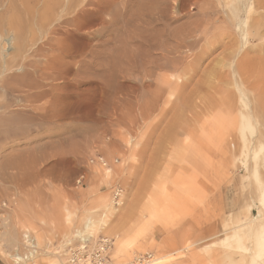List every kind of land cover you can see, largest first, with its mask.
I'll return each instance as SVG.
<instances>
[{
  "label": "rangeland",
  "instance_id": "obj_1",
  "mask_svg": "<svg viewBox=\"0 0 264 264\" xmlns=\"http://www.w3.org/2000/svg\"><path fill=\"white\" fill-rule=\"evenodd\" d=\"M57 1L0 0V17L24 4L39 15L46 3ZM130 3L139 4L133 13H139L142 3L165 25L158 27L160 34L152 32V44H161L153 53L165 58L158 61L164 66L161 71L132 65L144 51L130 35L143 26L138 27L132 13L123 16ZM228 4L189 1L181 15L175 0H112L110 15L104 16L107 25L95 28L90 48L81 58L68 59L72 64L80 61L77 79L83 94L72 98L83 114L59 117L49 105L50 114L20 116L15 113L22 94L0 90V108L1 102H16V108L0 110V264H14L11 254L16 252L25 258L20 264H53L54 257L66 264V249L82 242L91 221L112 222L121 213L135 254L118 261L110 252L116 264L174 253L186 243L192 247L163 264L246 260L243 248L212 244L253 214L264 215L258 199L264 188V29L246 43L244 14H230ZM259 13L264 15V10ZM112 16L119 20L111 24ZM2 32L0 62L14 52L13 32ZM175 46L179 64L171 69ZM15 69L0 67V85L18 73ZM176 77L179 82L173 87ZM146 83L150 90L144 89ZM94 87L99 90L87 91ZM256 169L258 177L252 174ZM115 187L124 190L121 207L112 202ZM151 198L154 210L163 209L165 215L149 216ZM130 204L135 207L127 216ZM15 213L29 223L15 224ZM13 231L18 243L12 247L3 235ZM24 231L37 239V253ZM95 235L115 241L104 230ZM96 236L88 241L95 242Z\"/></svg>",
  "mask_w": 264,
  "mask_h": 264
},
{
  "label": "bare ground",
  "instance_id": "obj_2",
  "mask_svg": "<svg viewBox=\"0 0 264 264\" xmlns=\"http://www.w3.org/2000/svg\"><path fill=\"white\" fill-rule=\"evenodd\" d=\"M189 1L191 3L194 2L195 4H199L203 0L201 1L175 0L176 8L179 10L181 15L186 12ZM227 1L229 2L228 5L229 6L231 5V8L229 10L230 14L233 13L234 15L235 14L238 15L239 13L241 15V12L244 14L245 19L243 21L244 27L242 30V35L245 36L246 39L245 38L244 39L246 43L249 41L248 39H251L250 35L252 36L255 35L258 38V35L261 34V30L264 29V15L263 13H259V11L264 10V0H227ZM141 4L142 3H140V6L142 7ZM128 5L129 6L126 7L123 16H129L130 15L129 13H132L133 16H135L134 19L139 21V23L137 24L138 27L143 26V30L142 31L139 30L141 34L137 32L134 33L135 35H132L129 32L131 35V39L136 40L140 44L141 49L139 50H141L142 52L144 51L143 54L141 53V58H139L140 53L136 54L137 56L139 55L138 56L139 59L138 58L133 59L132 65H135L138 68H145L144 70H146L149 65H152L158 71L163 70L164 66L160 64L158 61L164 60L165 59L164 56H162L164 58L163 59L162 57L160 58V55L158 53L157 55L153 53V51L157 52V50L158 51L160 50L161 44L160 42L156 43L155 45L152 44V35H153L152 32L153 31L155 32L160 26L163 27L160 18H156L155 13L153 15V13L151 12L152 9L149 8L151 11L146 10L147 6L146 8L142 7V9L141 7H139L138 9L139 13L136 14L133 13L134 12L133 8L136 6V3L135 5L131 3ZM138 5L136 6V8L138 7ZM144 5L145 4H143V6ZM23 6H26L25 9ZM23 6L21 7V9L20 8L12 9L11 14L9 13L10 15H8L7 17L5 16L0 17V47L4 43L3 40L5 37V35L2 32V29L5 28L7 29L8 32H13L14 34V41H13L14 52L8 55L9 58L7 56L5 57V59H3V62H0V67L3 65L6 71H12L14 68H16L15 70L18 71V73H12L10 76H7L8 77L7 79L5 78V80L1 84L3 88L0 87V90L5 89L7 94L9 93L22 94L19 103V106L21 108L18 109L15 113V114H20V116L24 114H37L36 117H42L41 114H50L49 109L51 108L50 107L51 105L55 106L53 108L54 111L53 114H58L57 116L59 117H63L66 114H83L81 112V109L79 108L77 109V107H74L78 102V100L72 98L76 95L82 96L83 94L82 92L81 93L79 92V87L81 84L79 82L80 79L79 80L77 79L78 73L80 71L79 68L80 61H77L76 63L72 64L70 63L71 61H68V59L73 60L76 58H81L85 53V50L88 47L90 48L89 38L90 36L94 35L93 31L95 30V28H98L99 26L105 27L107 25L106 22L107 18H105L104 16H106V14L110 15L109 12L112 7V0L110 1L109 0H61L54 3L48 2V4L46 3L45 7L43 6L42 8L43 10L40 12L39 15L35 14L34 13L35 11L33 12V8H31L32 11L30 10V8L27 9L29 5L24 4ZM225 8L227 9V7ZM206 10L208 11V9ZM39 11L40 10H38L37 12L39 13ZM32 12L38 16L36 20L35 17L37 16H35L34 14L32 15ZM256 15H258V17ZM111 18H112V21H110L111 24L116 23L119 20V17L117 18V20H115V17L113 16ZM121 18L122 17H120V19ZM34 25H36L37 29L34 28ZM163 28H165V25ZM133 30H135V28H133ZM159 30L157 31L160 34ZM163 30L164 29H162V31ZM159 34H157L158 35L157 38L161 39V36L159 37ZM42 35L43 37L40 38V36ZM161 35L163 36V34ZM156 36L154 38H156ZM172 48L173 49L170 51V53H172L174 57L171 58L173 62L170 60L171 61L170 65L172 64L171 69L172 68L175 69L176 66L179 64L178 63L179 57L177 56L179 52L178 51L179 48H176V46ZM163 52L166 53L165 51L162 50L161 54ZM146 54H149V56H153V57L156 56V59L153 58V60H150L148 56V59L146 60L145 59V57H147ZM189 65H191V63ZM187 68H189V66ZM144 76L147 77L148 75L145 74ZM178 82L179 79L178 77H176L173 87L177 86ZM151 87L152 85L150 83H146L144 85L145 90H150ZM129 88L135 91L139 90V87L137 86L135 87L131 85L129 86ZM97 90H99V87H94L93 89H88L87 91L96 92ZM43 100H46L45 105L43 106L38 105ZM1 103H2L1 108L7 110L10 109L12 106L15 107L14 103L16 102L14 100H11L8 102H1ZM13 116L15 117V115ZM31 118L33 117L31 116ZM30 120H31L30 122L34 121V120L32 121V119ZM15 121L16 120L11 122L15 123ZM256 155L258 154L256 153ZM15 164L16 161L14 162L13 165ZM252 174L258 177L259 170L256 169L252 171ZM258 199H259V206L261 207V209H264L263 187L260 191V195ZM154 205L155 202L151 198L148 201V204L146 205V211H149L150 217L155 215V212L158 215H161V213L165 215L163 209L161 210V212L159 210H154L155 208H157ZM134 207H135L134 204H130L127 206L126 208L127 216H130V212L133 210ZM107 214H110V212ZM15 215H17L15 216L16 218L15 224L21 226L23 225L24 227V224L29 223V221L26 222L27 220L21 222V217L18 216V214L16 213ZM103 220L104 219H101L96 223L94 221H91L88 224L87 227L89 233H87L85 236L83 235L80 236L82 242L88 241L89 238H93V236L95 237L96 236L95 234L97 232L104 230L106 231L107 234H109L110 236L113 235L115 238V241L111 249V253L114 259L118 261L122 259L123 260L131 259L134 252L132 249L131 237L130 234L128 233V230L123 231V228L125 226L124 223H127L125 221L123 213H121V215L116 214L112 222H108L106 218L105 221ZM247 220L248 221L244 223L242 222L243 224L240 226L236 225V227L230 230L227 229V231L225 232L226 236H224L223 239H221V241H219L218 243L216 242L212 245H218L219 243H222L224 245H227L229 248H237V249L243 248L242 251L246 255V260H244L242 264H264V215H261L260 213L256 215L253 214L251 219H247ZM239 223H241L240 219L237 224ZM14 232L15 231H13L12 233L6 232V234L3 235L5 240L12 247L16 246L18 243L17 236L15 235ZM24 232L27 233V231ZM24 236L29 238L28 233L25 234ZM31 236H33V234H31ZM35 240L37 239L33 240L32 238H29L28 242L30 246L34 248L33 249L34 253H37V247L39 248V246L35 244ZM190 247H192V244L190 245L186 243L183 249H176L174 250V253L171 252L168 254L159 255L156 258L150 256V259L147 258L145 259V261L144 259L140 260L137 258L136 262L138 263L136 262L134 263L163 264L166 263V261L169 259L168 257L174 256L178 253L188 250ZM5 251L6 250H4L3 253L6 255L7 253ZM18 254L19 253L17 252H16L17 256H12L11 254V258H13L15 262L14 264H20L22 261L25 260L24 257ZM51 256L52 255H50V257ZM30 257L33 258L32 256ZM30 257L28 256V258ZM66 260H68V258ZM59 261L60 258L58 259V257H54L53 264H58ZM50 264H52V260Z\"/></svg>",
  "mask_w": 264,
  "mask_h": 264
},
{
  "label": "built area",
  "instance_id": "obj_3",
  "mask_svg": "<svg viewBox=\"0 0 264 264\" xmlns=\"http://www.w3.org/2000/svg\"><path fill=\"white\" fill-rule=\"evenodd\" d=\"M112 202L116 207L124 204V190L115 187L112 192ZM114 240L107 236L98 238L95 242H83L69 246L66 249V264H116L111 257ZM150 258V257H148ZM140 260L143 258H139Z\"/></svg>",
  "mask_w": 264,
  "mask_h": 264
}]
</instances>
